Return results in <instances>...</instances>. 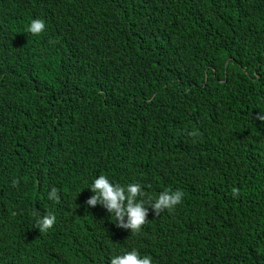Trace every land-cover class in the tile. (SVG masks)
Here are the masks:
<instances>
[{
    "label": "trees",
    "instance_id": "trees-1",
    "mask_svg": "<svg viewBox=\"0 0 264 264\" xmlns=\"http://www.w3.org/2000/svg\"><path fill=\"white\" fill-rule=\"evenodd\" d=\"M193 1L0 0V264H107L103 233L152 264H264V0ZM98 174L184 195L137 233L100 211L94 239Z\"/></svg>",
    "mask_w": 264,
    "mask_h": 264
},
{
    "label": "clouds",
    "instance_id": "clouds-1",
    "mask_svg": "<svg viewBox=\"0 0 264 264\" xmlns=\"http://www.w3.org/2000/svg\"><path fill=\"white\" fill-rule=\"evenodd\" d=\"M208 1L210 0L193 1L186 4H204ZM27 27L30 33L39 34L45 30V22L39 18L32 19ZM256 119L264 121V112L257 113ZM22 126H24V123L18 116L7 115L4 117L3 128L9 133L17 134ZM12 183L15 185L16 181L13 180ZM87 187L91 193L85 196L83 212L78 223L86 228H91L95 233L94 239L98 232L100 211L104 212L105 210L109 215L114 216L113 224L116 220L117 226L128 229L132 233H137L146 221L149 208L155 216L164 210L170 211L181 203L184 195L180 190L165 189L160 191L155 198L151 196L145 198L140 183L120 184L110 179L107 174H98ZM48 198L50 200L58 199L55 187L48 192ZM91 212L95 215V219L92 223H89L88 218ZM55 220L56 217L52 214L44 215L36 220L35 227L38 228L39 232H45L53 227ZM103 240L110 250L114 252L115 249L122 250L111 255L107 260V264H152V259L148 255H141L137 249L124 250V242L121 241L120 244L121 238L117 240L115 245H112L110 235L103 233Z\"/></svg>",
    "mask_w": 264,
    "mask_h": 264
}]
</instances>
